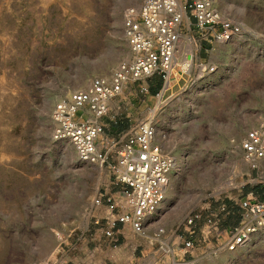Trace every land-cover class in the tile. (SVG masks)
I'll use <instances>...</instances> for the list:
<instances>
[{"label": "rangeland", "instance_id": "obj_1", "mask_svg": "<svg viewBox=\"0 0 264 264\" xmlns=\"http://www.w3.org/2000/svg\"><path fill=\"white\" fill-rule=\"evenodd\" d=\"M139 2L0 0V264L50 259L57 249L63 259L83 244L91 199L108 175L77 162L68 141L50 138V111L58 98L127 58L121 14ZM213 4L241 32L193 47L191 69L159 105L153 93L129 84L103 116L124 134L155 109L158 142L173 160L168 202L156 216L167 230L190 208L260 198L255 186H264V170H250L237 148L244 131L264 120V0ZM198 57L214 70L200 74ZM194 264H264V230L233 251L197 255Z\"/></svg>", "mask_w": 264, "mask_h": 264}, {"label": "built area", "instance_id": "obj_2", "mask_svg": "<svg viewBox=\"0 0 264 264\" xmlns=\"http://www.w3.org/2000/svg\"><path fill=\"white\" fill-rule=\"evenodd\" d=\"M240 32L213 0H140L121 14L127 58L109 75L94 76L85 88L53 103L50 138L68 141L77 162L104 168L108 175L91 199L88 215L95 230L80 264H194L197 255L233 251L264 230V199L250 194L228 201L236 210L233 223L227 221L231 212L225 201L190 208L174 229H165L156 212L166 197L173 160L158 142L155 109L117 138L108 136L101 122L126 86L146 94L154 75L159 85L152 96L159 105L191 69L197 57L193 47L226 42ZM196 61L200 74L214 70L199 57ZM237 148L250 170H264V120L244 131ZM58 253L30 264H66Z\"/></svg>", "mask_w": 264, "mask_h": 264}, {"label": "crops", "instance_id": "obj_3", "mask_svg": "<svg viewBox=\"0 0 264 264\" xmlns=\"http://www.w3.org/2000/svg\"><path fill=\"white\" fill-rule=\"evenodd\" d=\"M103 118H101V122L103 123ZM104 124V123H103ZM110 125V132L109 134L112 136L114 134L118 135L119 137H121L123 135V128L122 126L120 125V123H117L115 121H112L111 123L107 122L106 124H104L105 128V133L106 131H109V128L106 126V125ZM122 133V134H121ZM107 134V133H106ZM120 134V135H119ZM107 184V181H105V184ZM229 223H232V222H229ZM95 230V226H93L91 224L90 228L87 230L88 233L86 235V238H83L82 239V243L81 245L79 246H75L74 245V252L72 253V255L70 257H66V258H63L64 261H66V264H80L81 262H85V256H86V251H87V248L89 246L92 245V242H91V236L93 235V232Z\"/></svg>", "mask_w": 264, "mask_h": 264}, {"label": "trees", "instance_id": "obj_4", "mask_svg": "<svg viewBox=\"0 0 264 264\" xmlns=\"http://www.w3.org/2000/svg\"><path fill=\"white\" fill-rule=\"evenodd\" d=\"M159 85V78L157 75H154L151 77L150 79V92L153 93L155 92V90L157 89ZM255 192H257L258 194H260V199H264V186L263 185H256L255 186ZM226 204H227V207L229 208L231 214L230 216L228 217V220L229 222H234L236 221L237 217H236V210L235 208L231 207L232 205L226 201Z\"/></svg>", "mask_w": 264, "mask_h": 264}, {"label": "bare ground", "instance_id": "obj_5", "mask_svg": "<svg viewBox=\"0 0 264 264\" xmlns=\"http://www.w3.org/2000/svg\"><path fill=\"white\" fill-rule=\"evenodd\" d=\"M188 56L187 57H185L184 59H183V63H185V66L186 65H188V64H186L187 62H188ZM220 192V191H219ZM218 192V193H219ZM168 202V200H167V198L165 197V199H164V201L161 203V205L159 206V208H158V210H157V212H156V214H158V212H159V210H160V208L162 207H165V205H166V203ZM176 207H177V205H176ZM173 210H174V208H172V209H166V210H164L165 212H164V214H162V215H160V219H165V218H167L172 212H173ZM175 211V210H174ZM160 221V220H159Z\"/></svg>", "mask_w": 264, "mask_h": 264}]
</instances>
